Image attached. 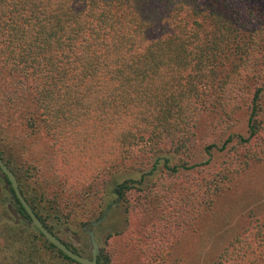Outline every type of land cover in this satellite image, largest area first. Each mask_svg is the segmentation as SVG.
<instances>
[{
  "label": "trees",
  "instance_id": "1",
  "mask_svg": "<svg viewBox=\"0 0 264 264\" xmlns=\"http://www.w3.org/2000/svg\"><path fill=\"white\" fill-rule=\"evenodd\" d=\"M244 8L248 14L242 17ZM262 21L264 0H0V158L42 224L53 233L28 179L37 182L47 175L48 155L75 153L82 169L115 171L98 185L96 173L75 197L91 199L85 203L92 206L108 183L109 193L125 202L148 179L158 176V183L200 168L201 163L189 167L188 161L204 127H222L227 135L220 149L205 148L208 155L227 150L235 140L236 150H245L260 130L263 88L246 101L242 87L254 68L248 63L257 48L252 43L264 40V34L254 26L255 32L243 35V27ZM245 106L246 137L232 127ZM38 139L46 141L45 149L36 148ZM242 159L233 168L237 173H216L210 180L205 207L211 209L264 154ZM118 171L129 177L113 181ZM159 183L166 198L168 188L163 192ZM10 192L19 221L0 230V261L17 262L30 249L23 248L37 242L32 234L30 243L24 236L31 221L11 187ZM59 194H53L50 208L56 218ZM88 222L92 218L81 225ZM97 261L108 264L109 257L100 250ZM216 264H264V221L249 222L224 246Z\"/></svg>",
  "mask_w": 264,
  "mask_h": 264
},
{
  "label": "rangeland",
  "instance_id": "2",
  "mask_svg": "<svg viewBox=\"0 0 264 264\" xmlns=\"http://www.w3.org/2000/svg\"><path fill=\"white\" fill-rule=\"evenodd\" d=\"M247 14L248 10L244 8L241 16ZM254 26L255 31L263 37L259 29L264 34V21L254 22L251 27L245 24L243 35L253 32ZM246 27L249 30L244 31ZM252 45L257 48L249 53L248 63L254 68L250 78L244 79V98L249 101L255 89H263L258 115L260 130L257 137L245 145V150H236L239 145L235 140L227 150L208 155L204 152L205 148L214 144L220 149L227 135H223L225 131L222 127H204L188 161L189 167L194 163H201L202 166L195 168L194 172L184 171L178 177L158 180L163 184V192L168 188L166 198L160 196V183H155L157 176L131 191L125 202L116 200L109 193L108 183L103 193L92 198L95 201L92 206L85 203L91 199L81 201V198L75 197L79 196L82 188L88 187L90 178L96 173L100 174L96 182L98 185L111 178L115 171L108 167L102 171L98 168L92 171L82 169V158L75 153L61 157L48 155L49 161L45 165L50 170L47 169V175L37 182L31 179L28 181L31 189L42 199L37 207L53 233L76 252L88 257L90 243L84 230L88 229V224L96 222L94 220L102 210L104 218L93 227V231L101 251L109 257L108 264H216L224 246L241 233L249 222L264 221V160L252 163L240 173L215 199L211 209L203 205L204 193H209L210 180L214 179L216 173H237L233 168L243 160V155L250 159L255 152L264 154V40ZM245 109L237 112L232 127L233 131L246 137L247 106ZM45 142L43 139L35 140L36 148L45 149ZM3 155L8 161L6 153ZM116 173L118 175L113 177V181L129 177L121 171ZM150 188L154 193L152 195L148 192ZM43 192L48 194L44 196ZM54 193H61L57 201L61 209L59 218L50 210L52 200H56ZM197 210L201 212L196 218ZM91 218L92 222L81 225L82 220ZM14 221H19V216L15 214V202L9 185L0 173V230L2 226ZM28 226L29 230L25 231L24 236H28L30 243L29 234H32L37 244L31 242L25 246L23 249H30L25 250L24 256L20 253L17 262L0 261V264H77L48 249L36 229Z\"/></svg>",
  "mask_w": 264,
  "mask_h": 264
},
{
  "label": "water",
  "instance_id": "3",
  "mask_svg": "<svg viewBox=\"0 0 264 264\" xmlns=\"http://www.w3.org/2000/svg\"><path fill=\"white\" fill-rule=\"evenodd\" d=\"M0 171L7 178L8 183L15 195V198L18 200L20 205L23 207L24 211L30 218L32 226L43 236V238L55 247L58 251H60L63 255L68 257L70 260L78 263V264H100L97 261V255L100 251L99 245L94 238V234L92 231H89V239L91 243V257L87 258L84 256H80L75 253L73 250L68 248L59 238H57L53 233H51L40 221V219L36 216L32 208L26 202L24 196L22 195L17 179L12 171L4 164L2 159L0 158ZM104 218V217H103ZM101 220H98L93 225H97Z\"/></svg>",
  "mask_w": 264,
  "mask_h": 264
},
{
  "label": "flooded vegetation",
  "instance_id": "4",
  "mask_svg": "<svg viewBox=\"0 0 264 264\" xmlns=\"http://www.w3.org/2000/svg\"><path fill=\"white\" fill-rule=\"evenodd\" d=\"M101 220V219H100ZM96 223V222H95ZM94 223H91V226H92V228H89V230L88 229H85L84 230V232L87 234V237H88V241H89V243H90V239H89V234H88V232L89 231H92L93 232V234H94V231H93V227L94 226H96V225H93ZM32 225V224H31ZM94 238H95V234H94ZM96 240V239H95ZM97 242V241H96ZM64 243V242H63ZM98 243V242H97ZM65 244V243H64ZM100 248V247H99ZM101 250V249H100ZM90 256H88L87 258H90L91 257V243H90ZM80 256H84V254H82L81 253V255ZM85 257V256H84ZM72 261V260H71ZM73 263H76V262H74V261H72ZM78 264V263H77Z\"/></svg>",
  "mask_w": 264,
  "mask_h": 264
}]
</instances>
